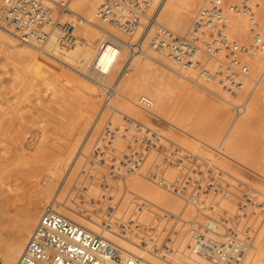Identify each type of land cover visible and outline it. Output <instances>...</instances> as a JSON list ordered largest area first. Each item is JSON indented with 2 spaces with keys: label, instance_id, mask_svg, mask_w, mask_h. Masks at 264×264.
<instances>
[{
  "label": "rangeland",
  "instance_id": "374dc122",
  "mask_svg": "<svg viewBox=\"0 0 264 264\" xmlns=\"http://www.w3.org/2000/svg\"><path fill=\"white\" fill-rule=\"evenodd\" d=\"M201 1L178 33L186 30ZM260 10L262 16L264 9ZM244 20L239 25L238 36L232 29L231 32L238 40L249 41ZM8 36L16 45L25 46ZM256 55H261L257 62L247 58L250 74L259 77L250 96H245L244 91L232 90L237 94L233 93L235 96L225 101L188 82L191 90L197 88L201 100L180 99L177 107L162 116L153 115L152 110L141 111L136 102L135 109L143 114L137 118L118 109L117 103L124 102L120 97L105 102L102 96L95 97V92L89 94L75 82L55 81L17 47L0 42V250L15 238L29 210L34 227L55 194L74 210L104 222L118 237L128 238L126 242L135 246V242L145 243L150 251H157L155 254H160L161 245L168 238L170 243L175 232L187 233L194 226L192 222L221 235L224 232L218 225H224L230 215H235L234 221L239 223L235 230L230 229L232 236L250 243L242 251L239 247L236 249V263L264 264V52ZM144 58L139 56L138 60L143 63ZM120 65L119 61L115 72ZM159 65L154 64L159 72L165 69ZM170 72L175 80H180ZM132 75L129 73L123 79ZM92 86L100 93L97 85ZM122 86L121 82L118 89ZM143 93L139 92L137 97ZM91 96L96 100L92 110L87 109ZM212 127L216 130L215 137L211 134ZM185 160L195 163L206 160L208 165L200 164L197 175L202 174L204 181L217 172L224 179L220 184L233 196L226 194L227 197L220 198L222 193L216 196L214 189L208 197L199 196L196 176L187 178V184L191 185L187 196L192 201H186V196L171 186L178 175L174 167ZM161 161H169L171 166L161 179L150 178L148 174ZM129 197L133 199L131 210L123 201ZM219 198L221 208L212 205L214 213L203 206L204 203L208 207ZM249 202L251 207L246 206V212L239 211L238 205ZM162 211L170 214L165 229L161 223L155 230L136 231V222L150 224L154 218V225L156 217L163 216ZM159 235L164 239L156 248ZM180 238L187 241L184 236ZM221 240L231 242L232 239ZM232 243L240 245L236 241ZM172 249L165 258L162 250V263L208 264L196 257L200 263L176 256L173 254L176 249Z\"/></svg>",
  "mask_w": 264,
  "mask_h": 264
},
{
  "label": "built area",
  "instance_id": "2783aa9c",
  "mask_svg": "<svg viewBox=\"0 0 264 264\" xmlns=\"http://www.w3.org/2000/svg\"><path fill=\"white\" fill-rule=\"evenodd\" d=\"M161 3L162 0H101L95 8L94 17L118 33L119 36L114 34L113 37L126 48L128 57L146 55L150 51L162 53L179 69L192 73L194 78L190 79L191 81L207 83L216 80L230 92L242 87L243 80L249 77L247 57L253 49L264 52V14L259 15L261 7H264V0H204L183 34H177L156 23L154 14ZM70 4L71 0H0V28L14 33L23 42L43 46L54 31H59L64 37L70 34V22L66 20L68 13H72ZM231 14L246 18L249 41L238 40L230 34ZM102 87L103 98L109 100L115 93L114 83ZM139 104L149 108L152 101L141 96ZM177 163L178 167L174 168L178 175L173 178L171 186L185 195L186 201H192L187 196L191 188V185L187 184V178L191 180L196 176L197 187H200L199 196L206 194L208 197L213 189L217 191L216 196L222 193L220 198H224L226 194L233 196V193L228 192L229 189L220 184L224 179L217 172L210 174L204 181L202 174L197 175L200 164L208 165L206 160L197 163L185 160L184 163ZM187 163L190 166L186 165ZM170 164L169 161H161L148 175H151L150 178L161 179ZM191 169L193 170L189 173ZM158 172L159 175H156ZM220 198L218 201H212L208 207L204 203L203 206L214 213L211 206L220 209ZM193 202L198 204V200ZM246 206L251 207L250 202L245 206L238 205L239 211H245ZM162 213V217H156L158 220L154 225V218L150 224L136 222V231L140 228H146V231L150 228L155 230L161 223H164L165 229L170 222V214L167 215L163 211ZM232 216L223 222L224 225H218L224 232L221 235L212 232L205 225L192 222L194 226L190 227L187 233L180 235L177 231L170 243L168 238L165 244L161 245L160 251L164 250L162 256H168V251L173 250V247L176 249L173 254L189 261L237 264L236 249L239 247L242 251L250 243L232 236L230 229L235 230L239 223L234 221L235 215ZM172 225L174 227V223ZM160 236L157 237L156 243L153 241L156 248L160 246L159 241L164 239ZM181 236L187 241L184 242ZM224 237L232 239L231 242L221 240ZM136 239L139 240L137 236ZM235 241L240 245L235 246L232 243ZM180 263L188 264L187 261ZM14 264L151 263L59 215L56 211L44 209Z\"/></svg>",
  "mask_w": 264,
  "mask_h": 264
},
{
  "label": "bare ground",
  "instance_id": "6f19581e",
  "mask_svg": "<svg viewBox=\"0 0 264 264\" xmlns=\"http://www.w3.org/2000/svg\"><path fill=\"white\" fill-rule=\"evenodd\" d=\"M100 1L101 0H71L70 8L72 13H68L66 16V20L70 22L71 31L67 37L60 35L59 31H54L49 37L48 42L43 46H39L37 43L29 44L23 42L15 36L14 33L7 32L0 28V42H7L12 47H17L19 51L31 61V63L34 62L37 64L42 68L44 74L52 77L55 81L65 80L66 82H75L77 87L89 94L95 92V97H98L99 95L103 98L102 86H108L114 83V95L109 100L103 98V101L107 102L118 96L124 101L123 103H117L118 109L132 113V115L137 116V118H140L143 114L135 109L136 102L137 105L141 107V111L152 110L151 113L153 115L162 116L167 113L168 110L174 109L175 106L177 107L180 99H186L188 101L201 100L197 88L193 87L194 90H191L190 88L192 87H190L188 82L205 89L206 92L214 94L225 101H230L228 99L233 97L235 93L237 94V92L234 91H244L245 96H250L255 90L259 77L258 75H251L250 72L249 77L243 80L242 87L234 90L233 94L232 90L231 92L226 91L224 88L223 90L220 83L216 80L207 83L191 81L190 79L194 78L192 73L179 69V67L162 53L150 51L146 55H142L141 58L145 57L143 63L138 60V55L128 57L126 48L118 43L113 37L114 34L118 35V33L106 24L95 19V8ZM198 1L199 0H162L161 5L154 14L156 17L155 21L162 26L165 25L164 27L177 34H183L189 28L190 23L185 31L181 33L178 32L185 27L187 20L198 4ZM203 1L204 0L201 1L197 10L202 5ZM261 8L264 9V7ZM81 12L84 15H82ZM158 17L160 21L158 20ZM242 18V16L231 14L230 34H232V32H235L237 36L240 34L238 28L241 23H244V18ZM161 21L164 25L160 23ZM245 23L246 34L248 37L247 22ZM81 24L82 26H80ZM89 25L93 28H90ZM237 30L239 33H237ZM99 31H101L102 34H99ZM262 31H264V26ZM6 33L13 36L25 46L16 45ZM253 51V54L251 53L247 58L249 60L255 59L257 62L261 55H256L259 51L256 50V53ZM154 53L162 57L172 66H169L166 62L156 58ZM119 61L121 65L119 66L118 71L115 72ZM156 62L165 66V69H163L166 70V72L161 70L162 73L160 74L161 71L159 72L154 67V64L159 65L156 64ZM173 66H175V68ZM170 70L177 74V76H175L180 80H175L170 74L172 73ZM129 73H133V75L130 78L123 79V77L127 76ZM113 74L114 76L112 78L111 76ZM110 77L111 80L106 81V79L108 78L109 80ZM121 82L123 86L121 89H118ZM92 85H97L100 88V93L96 92ZM139 92L144 93L137 97ZM174 94H176L175 98H173ZM141 96L148 97L152 101V105L149 108H144L139 104V98ZM237 96L238 95H236L235 98H237ZM95 102V98L91 96L87 103V109L92 110ZM177 102L178 104H176ZM211 131V134L214 133L213 137H215L216 130H213L212 127ZM47 188L46 191L49 190H47ZM49 191L47 193H49ZM44 193L45 191L42 195H44ZM123 201L125 202L126 208L130 210L133 208V199H131V197L125 198ZM44 209L56 211L59 215L79 224L81 227L102 236L116 245H122L121 247L126 248V250L128 249L135 255L137 254L143 257V259L151 264H164L161 261L162 256L160 255L162 251L160 254H155L157 251H150L151 248L149 247V249L145 243L135 242V246L133 245L134 243L130 244L126 242L128 238L122 239V237H118V234L112 232L104 222H98L94 216L74 210L70 204L66 201H61L55 194L54 197H51L46 203ZM33 222L34 218H32V214L29 210L27 211L25 219L21 221L15 238L6 247L0 250V264L15 263L28 238V233L32 228Z\"/></svg>",
  "mask_w": 264,
  "mask_h": 264
}]
</instances>
